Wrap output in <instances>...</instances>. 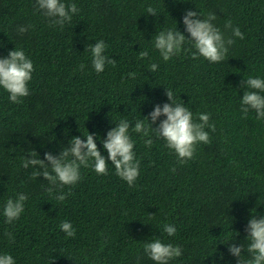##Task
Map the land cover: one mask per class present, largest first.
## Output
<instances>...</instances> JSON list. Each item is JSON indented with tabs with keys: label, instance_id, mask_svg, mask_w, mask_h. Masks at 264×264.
<instances>
[{
	"label": "trees",
	"instance_id": "trees-1",
	"mask_svg": "<svg viewBox=\"0 0 264 264\" xmlns=\"http://www.w3.org/2000/svg\"><path fill=\"white\" fill-rule=\"evenodd\" d=\"M65 2L79 11L61 29L49 25L36 0H0V58L22 49L35 67L22 103H12L0 88V254H11L16 264H156L143 246L160 237L182 248L169 264H237L224 243H247L252 210L264 215V119L254 110L245 118L240 110L242 81L264 78V0ZM149 6L157 16L146 13ZM188 10L213 13V23L235 41L223 62L194 60L190 42L168 61L155 49L151 40L162 28L190 38L183 24ZM228 21L244 33L243 40L225 27ZM29 24L28 32H18ZM99 40L116 61L101 73L90 51ZM141 50L149 56L141 59ZM152 63L159 65L155 72ZM131 72L134 79L128 78ZM167 88L194 117L210 113L215 125V131L206 129L210 143H199L187 163H178L155 133L145 137L130 128L140 161L132 186L116 175L110 160L108 175L81 167L79 182L58 184L51 193L44 177L31 178L36 169L23 167L29 151L40 159L46 152L58 155L73 137L86 140L88 132L107 157L102 144L107 132L121 119L134 127L155 105L170 103ZM69 192L63 202L55 198ZM21 193L28 196L25 210L6 223L4 206ZM65 221L73 225L74 237L61 230ZM166 224L176 227L174 236L162 231Z\"/></svg>",
	"mask_w": 264,
	"mask_h": 264
},
{
	"label": "clouds",
	"instance_id": "clouds-1",
	"mask_svg": "<svg viewBox=\"0 0 264 264\" xmlns=\"http://www.w3.org/2000/svg\"><path fill=\"white\" fill-rule=\"evenodd\" d=\"M36 8L48 18L50 26H59L61 29L66 23L70 24L73 15L79 11L75 3H67L65 0H36ZM146 13L157 16L152 6L147 7ZM215 19L216 16L211 12L205 17L198 11L188 10L183 17V24L190 38L178 29L162 28L156 32L151 41L164 61L180 55L185 43L190 42L196 50L192 53L194 60L203 56L209 62H223L229 46L235 41L225 37V34L213 23ZM32 27L30 24L20 26L18 32L24 34ZM225 27L232 28V22L228 21ZM232 34L241 40L245 38L239 27L232 28ZM107 47L104 40H99L90 49L92 66L97 73L103 72L106 64L113 66L116 64L115 59L105 55ZM139 56L145 59L149 56V52L141 50ZM80 67L83 69L84 65ZM158 67L156 63L149 65L152 72L157 71ZM34 71L33 61L22 49L10 50L6 57L0 58V88L9 93V100L12 103H22L23 98L30 95L29 82ZM127 75L128 78L134 79L136 73L131 72ZM241 86L245 88L240 109L244 117H247L250 110H254L258 120L264 119V78L249 76L242 81ZM166 96L170 103L155 105L154 110L143 120H137L134 127L126 119L115 123L116 127L107 132L106 139H102L103 148L108 153L107 157L101 154L96 136L88 132L86 136L83 135L86 140L80 136L73 137L69 145L63 147L58 155L46 152L44 159H40L35 150L29 151L31 159L26 156L23 167L36 169L31 173V178L44 177L49 184L47 191L51 193L58 184L71 186L79 182L82 179L81 167H92L98 175H108L110 160L115 167L116 175L132 186L140 175V161L136 158L135 141L130 135V128L136 133H143L145 137L155 133L156 137L163 138L166 146L174 151L178 163H187L194 158L199 143H210V135L206 129L215 131V125L210 123V113H199L194 117L188 107L176 101L171 89L167 88ZM161 117L166 119L161 120ZM144 143L150 148L153 140L148 138ZM172 171L174 172L175 169L173 168ZM70 194V192L64 193L55 198L63 202ZM27 199L28 196L21 193L17 198L7 200L3 209V215L7 218L6 223L11 224L20 218ZM253 210L245 229L247 243L239 246L235 240L224 243L228 245V252L237 258V264H264V215H257ZM60 228L68 237L76 235L71 222L61 223ZM162 231L171 237L176 234L177 229L172 224H166ZM6 235L9 238L12 236L11 233ZM143 247L145 254L156 264H169L182 255L180 246L165 243L160 237L144 243ZM0 264H16V261L11 254L4 253L0 254Z\"/></svg>",
	"mask_w": 264,
	"mask_h": 264
}]
</instances>
